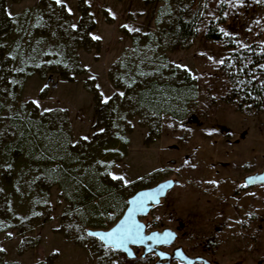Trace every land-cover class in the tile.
<instances>
[{"label":"rangeland","instance_id":"rangeland-1","mask_svg":"<svg viewBox=\"0 0 264 264\" xmlns=\"http://www.w3.org/2000/svg\"><path fill=\"white\" fill-rule=\"evenodd\" d=\"M180 3L199 12L186 49L165 34ZM0 9L2 262L152 264L86 231L109 229L129 197L172 179L141 219L148 231L172 229L173 248L210 264H264V186L244 184L264 168V108L252 112L233 92L232 49L205 37L219 21L237 47H264V0H0ZM166 85L177 118L146 115L141 94Z\"/></svg>","mask_w":264,"mask_h":264},{"label":"trees","instance_id":"trees-1","mask_svg":"<svg viewBox=\"0 0 264 264\" xmlns=\"http://www.w3.org/2000/svg\"><path fill=\"white\" fill-rule=\"evenodd\" d=\"M84 17L86 18V14L83 13V18ZM219 24V21H211L207 27L205 37L211 41L226 43L227 48L232 49L225 63V65H228L227 68L229 71H231L230 77L233 84L232 90L235 94H238L239 97L247 99L250 102L252 112H259L264 108V47L255 45H249L243 48L237 47L226 39L224 33L219 29ZM6 27L7 19L5 17L4 10L0 9V28L2 29V32L5 31ZM78 29H82V25H80V23ZM91 29L92 28L90 27L88 32ZM198 29L199 12L197 9L193 8V3L177 4L175 8L173 26L165 33L168 44L172 48L178 47L186 49L191 46L193 40L197 37ZM173 72L174 76H176L177 73H184V76H186L187 79L189 78L185 72H181L179 69H174ZM173 89H175V87L168 86V88H165L158 93L155 89H152L151 91L141 94L142 99L145 97L143 99V109L145 110L146 115H148V113L158 115L165 113L177 118L175 115L176 113L174 114V112L170 109L173 107L172 105H174V97L170 94H174V92L167 91ZM152 126L155 130L158 128L157 124H153ZM29 148H32V146L30 145ZM62 187H64V184H62ZM82 192L85 194L88 193L86 191ZM101 193L99 196H103ZM108 194H110V192ZM124 210L125 209L122 210V213ZM121 215H113L109 220L110 224L113 225L121 217ZM142 261L145 262L146 260ZM0 264L17 263H4L0 260Z\"/></svg>","mask_w":264,"mask_h":264},{"label":"water","instance_id":"water-1","mask_svg":"<svg viewBox=\"0 0 264 264\" xmlns=\"http://www.w3.org/2000/svg\"><path fill=\"white\" fill-rule=\"evenodd\" d=\"M245 183L247 186L254 185H264V171L259 174H254L246 177ZM177 182L172 179L164 180L158 183L156 186L151 188H146L137 191L134 195L127 199V206L122 213L121 217L107 230L101 229H88L86 231L87 235L96 238L102 243L106 248L112 251L122 253L127 259L134 260L137 258L134 248H140L142 250L141 258H145L148 255H155L157 257L153 264H171V259L177 260L181 264H193L195 262H202L203 264H210L205 258L197 257L192 258L188 256L182 248L176 247L172 254L163 251L164 248H171L174 246L177 233L172 229H163L161 231H148L147 225L141 220L149 214V212L156 206H158L161 201L167 196L169 191H171ZM146 194V195H141ZM135 200L136 203H132ZM132 212L131 221L143 226V235L145 237L152 236L153 233L160 234L158 239H145L144 241H134L129 240L125 246L119 248H113L107 245L104 240H102L98 235H91L90 233H105L111 231L117 225H119L123 220H125L129 212ZM172 233L171 236H164V233Z\"/></svg>","mask_w":264,"mask_h":264},{"label":"snow or ice","instance_id":"snow-or-ice-1","mask_svg":"<svg viewBox=\"0 0 264 264\" xmlns=\"http://www.w3.org/2000/svg\"><path fill=\"white\" fill-rule=\"evenodd\" d=\"M62 2L63 0H56L57 4H61ZM224 2L225 0H221V3H224ZM242 2L243 0H236L237 4H241ZM257 2H261V0H257ZM68 11L71 12V8H69ZM72 27L75 28L76 25H72ZM125 27H127V25H125ZM221 31L223 32L224 30L221 29ZM224 34L229 35V33L227 32H224ZM93 39H99V37L94 36ZM220 63H223V61H220ZM120 95H123V93H120ZM105 102H107V100ZM34 103H36L37 105L39 104L38 101H34ZM45 111H50V109H45ZM85 139H87V137H85ZM110 175H112L113 179H120V180L124 179V177L122 176L117 177L114 174H110ZM211 183L216 184L217 182L211 181ZM141 195L143 196L146 194H141ZM132 203H136V201L133 200ZM131 216H132V212L130 211L128 217L109 232L90 233V234L98 235L102 240L106 242L107 245H110L113 248H119V247L125 246L129 240L142 242L145 239H158L160 234H157V233H153L152 236L145 237L142 231L143 226L132 222ZM163 235L171 236L172 233L168 232V233H164Z\"/></svg>","mask_w":264,"mask_h":264},{"label":"flooded vegetation","instance_id":"flooded-vegetation-1","mask_svg":"<svg viewBox=\"0 0 264 264\" xmlns=\"http://www.w3.org/2000/svg\"><path fill=\"white\" fill-rule=\"evenodd\" d=\"M264 171V168L262 169V171L261 172H256V173H253V174H250V175H254V174H259V173H262ZM250 175H247V176H245L244 177V184H245V186L246 187H248V188H251V187H254V186H256V185H254V186H247L246 185V183H245V179H246V177H248V176H250ZM262 186H264V185H262ZM147 230H148V226H147ZM172 249H171V251H167L169 248H164L163 249V251H165V252H167V253H169V254H172L173 253V250L175 249V248H173V247H171ZM135 249H140V248H134V251H135ZM141 250V249H140ZM141 253H142V250H141ZM136 254V253H135ZM140 256H141V254H140ZM189 256V255H188ZM190 257H192V256H190ZM197 257H201V256H193L192 258H197ZM149 258H152V260H153V262H152V264L156 261V259H157V257L155 256V255H148V256H146L145 258H141L140 257V259L141 260H147V259H149ZM202 258H204V257H202ZM171 264H181V263H179L177 260H175V259H171ZM193 264H203L202 262H195V263H193Z\"/></svg>","mask_w":264,"mask_h":264}]
</instances>
